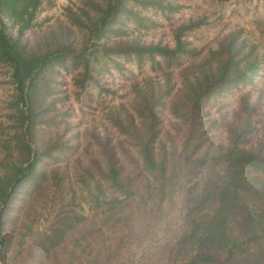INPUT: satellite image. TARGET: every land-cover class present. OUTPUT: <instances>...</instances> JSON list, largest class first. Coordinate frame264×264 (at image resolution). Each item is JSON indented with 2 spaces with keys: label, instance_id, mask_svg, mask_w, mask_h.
<instances>
[{
  "label": "trees",
  "instance_id": "16d2710c",
  "mask_svg": "<svg viewBox=\"0 0 264 264\" xmlns=\"http://www.w3.org/2000/svg\"><path fill=\"white\" fill-rule=\"evenodd\" d=\"M43 1L0 0V66L9 68L13 84L7 111L0 115V260L16 235L12 228L16 220L7 216L24 184L28 187L23 202L44 188L57 197L65 188L64 175L59 168H50V161L75 146L43 134L64 121L68 98L60 89L64 74H72L80 94L93 99L94 94H87L91 84L102 90L105 73L115 69L124 76L134 72L133 66L148 71L133 83L130 104L108 114L123 139L110 145L93 134L96 142L88 146L95 148L96 156L77 177L95 194L90 200L101 211L96 213L107 214V221L113 218V228L125 220L128 233L140 240L141 231L132 220H157L161 204L167 197L173 201L178 191L181 231L170 246L175 264H264L261 104L243 93L224 125L227 143L215 148L206 143L200 123L211 99L254 85L262 75L264 53L256 40L244 29H235L204 52L187 38V32L198 26L192 22L174 28L171 43L146 41L133 35L135 29L154 25L142 12L153 9L169 16L179 12L178 4L85 0L78 12L68 10L67 28L53 31L40 49L29 48L25 35L40 26L36 19ZM75 28L85 36L79 47L70 39ZM166 107L175 119L177 137L168 132L164 139L161 120ZM91 181L97 193L91 190ZM106 186L111 190L108 196ZM71 222H62L57 233ZM27 234L28 229L19 232L20 244Z\"/></svg>",
  "mask_w": 264,
  "mask_h": 264
},
{
  "label": "rangeland",
  "instance_id": "374dc122",
  "mask_svg": "<svg viewBox=\"0 0 264 264\" xmlns=\"http://www.w3.org/2000/svg\"><path fill=\"white\" fill-rule=\"evenodd\" d=\"M171 1L180 6L179 12L166 16L153 9L143 11V15L150 17L154 25L149 24V29H135L133 35L142 36L146 41L162 40L163 43H171L174 28L197 22L198 26L187 32V38L206 52L216 47L230 31L242 28L256 40L264 53V0ZM84 2L85 0H44L36 19L40 26L29 30L25 35L28 47L40 49L53 31L67 28L70 24L68 10L78 12L85 7ZM129 26L136 28L131 22ZM71 34L70 39L76 41L75 46H81L85 40L83 32L75 28ZM130 68L134 72H127L124 76L115 69L111 73H105L100 81L102 90L91 84L87 94H94L93 99L80 94L74 86L72 74H64V85L60 88L65 91L64 95H68L61 116L64 121L59 127L48 129L43 134L48 140L60 138L75 146L50 161V168H59L60 175H64L65 188L58 197L48 192L50 188H44L39 195L32 199L26 198L27 201L23 202L21 199L28 187L27 182L24 184L22 193L15 201V209L9 210L7 216L8 219L16 220L12 225V228H16V235L4 252V259L0 260V264H175V253L170 250V246L181 231L178 217L182 213V207L178 191L173 196V201L167 197L161 204L157 220H132L137 224L138 231H141L142 238L137 240L128 233L125 220L124 223L115 224L113 228V218L107 221V214L96 213L101 211L95 209L90 200L95 194L89 193L87 186L77 178L82 173V168L88 166L90 157L96 156L95 148L88 146V143L96 142L93 134L101 138V141L108 139L110 145L123 139V136H119L117 127L108 119L109 111L122 104H130L133 83L140 81L148 71L147 68V71L133 66ZM261 73L254 85L233 90L208 102L200 119L207 144L214 143L215 148L227 143L224 125L233 117L243 93L249 92L251 100L259 101L261 110L264 111V69ZM12 94L9 68L0 66V115L6 113V105L11 101ZM174 124L175 119L169 109H162L161 136L164 139L168 132L177 137ZM91 182V190L97 193L94 182ZM191 184L193 181L189 182ZM107 188L104 187V196L111 193ZM74 189L76 193H73ZM82 196L88 199H82ZM70 219L72 222L67 228L57 233L61 223ZM27 229L29 234L20 244L19 232ZM75 240H79L78 244H74ZM51 242L56 246H51ZM89 242L91 245L87 246ZM108 242L112 244L110 247L107 246Z\"/></svg>",
  "mask_w": 264,
  "mask_h": 264
}]
</instances>
